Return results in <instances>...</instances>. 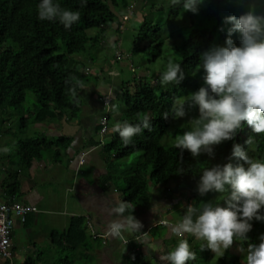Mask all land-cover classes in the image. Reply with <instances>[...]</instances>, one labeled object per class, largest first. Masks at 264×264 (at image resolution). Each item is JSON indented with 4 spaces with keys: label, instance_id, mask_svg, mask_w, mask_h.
<instances>
[{
    "label": "trees",
    "instance_id": "1",
    "mask_svg": "<svg viewBox=\"0 0 264 264\" xmlns=\"http://www.w3.org/2000/svg\"><path fill=\"white\" fill-rule=\"evenodd\" d=\"M40 2L41 0H0V117L7 118L10 114L20 116L19 131L25 130L26 121L31 116H34L36 122H48L62 119L63 116L73 119L78 115L82 106L78 94L82 88L77 87L76 94L72 95L67 92L69 86H66L65 80L71 77L77 85L82 81L84 87L90 86L88 84H92L89 83L92 76L87 73L88 68L82 63V57L96 65L95 53L104 49L110 37L113 38L112 44L118 49L120 42L118 36H121L129 20L137 23V26L130 27L135 31L132 35L133 51L137 52L145 45L141 52L149 49L153 52L149 63L165 62L162 57L164 46V39L161 37L162 24L151 19L137 18L146 10L153 11L156 8L155 3L149 5L148 0H141L140 9L136 12L131 2L134 4L137 0H86L84 7L81 6V0H54V3L60 4L62 8L80 12V20L73 24L70 30H66L58 20L38 19L37 5ZM225 2L209 0L206 8L200 13L202 18L215 21L219 30L221 27L225 29L223 32L220 31V44H225L228 28L223 24L221 15L224 10L227 13L232 10L226 8ZM182 3L183 0H180L178 5L171 3L165 10L167 21L174 20L180 15L183 10ZM244 11L240 10L241 13ZM116 14H121V17L118 19ZM123 17L127 19L123 21ZM232 37L234 43L239 46V33ZM212 44L213 37L209 31L193 29L174 47L175 55L180 56L178 63L186 75L185 80L179 85L161 86L160 74L152 77L155 82L152 85L147 72L142 73L141 77L134 76L128 83L121 85L120 98L123 109L116 123L135 124L139 113L140 118L147 114L152 124L151 131L144 130L127 146L116 133L103 147L104 152L113 155L117 162L135 153H141V160L126 180L130 187V189L126 187L127 201H135L144 195L147 181L154 186L162 184L168 192L181 188L192 203L215 200L216 193L200 197L195 191L196 184L205 168L229 162L234 143L242 145L253 159L264 161V134L255 135L246 124L237 131L235 140L215 146L214 159L202 154L196 160L186 150L181 154L176 144L171 146L162 144L173 120L172 98L188 96L203 86L191 73L197 68L201 54L208 51ZM130 54L132 56V53ZM93 78L94 82H97L98 79L95 76ZM27 92L33 93L36 97V109L32 112L31 110L26 112L22 107ZM166 111L170 113L168 120L162 117ZM197 111L199 113V110ZM24 114L28 117H24ZM1 120L2 118L0 126L3 123ZM189 130L191 127H183L174 134L183 135ZM250 136H253L254 142L247 146L245 140ZM67 145L68 140L63 137L56 141H48L42 136H35L17 143L16 157L20 166L29 169L34 160L42 157L43 152H53V159L60 161L61 150ZM231 162L238 163L235 160ZM14 187L6 186L4 189V195L9 201L15 197ZM81 225L78 219L70 220L67 233L58 239L60 243L58 250L60 253L66 252L67 255L54 260L52 264H72L77 254L79 256L83 252L81 258H84L85 252L92 248L91 243L94 244V241L86 236ZM248 240L252 241V236ZM195 253L196 260L189 261L188 264H210V257L206 251ZM228 254L225 252L223 256L218 257L214 255V258L218 264H241L239 254L234 253L232 256ZM36 260L38 262V258L27 259L22 264H36ZM131 262L130 260L126 264Z\"/></svg>",
    "mask_w": 264,
    "mask_h": 264
},
{
    "label": "clouds",
    "instance_id": "2",
    "mask_svg": "<svg viewBox=\"0 0 264 264\" xmlns=\"http://www.w3.org/2000/svg\"><path fill=\"white\" fill-rule=\"evenodd\" d=\"M230 2L246 10L239 16L224 18L223 23L231 25L227 28L226 46H215L201 54L197 69L199 73L201 70L204 73L203 86L186 98H172L171 118L175 120L187 116L186 104L198 107L199 116L188 121L192 129L175 137L176 148L181 154L186 150L196 160L202 154L214 159L215 146L235 140L237 131L245 124L255 135L264 134V0ZM203 3L204 0H183L182 8L184 12L196 14ZM173 4H180V0H173ZM81 6H86V0H81ZM37 16L40 21L58 20L66 30H70L80 20L78 10L62 8L54 0H41L37 5ZM224 30L223 27L220 28V31ZM236 33L240 35L239 46L232 39ZM130 58L129 52L122 53L119 48L115 50V62L129 61ZM82 63L88 68L87 73L90 76H96L88 59L82 57ZM185 78L181 64L169 60L166 70L160 74L159 82L166 87L169 84L179 85ZM65 84L69 86L67 92L72 95L76 94L77 87H84L82 81L77 85L71 77L65 80ZM100 100L103 105L100 119L105 118V126L100 124L99 119L98 134L103 138L108 133L110 113L118 112L119 106L111 104L113 101L107 94L101 96ZM137 116L138 121L135 124L118 122L112 127V131L118 133L125 146L144 130H152L147 114H143L142 118L139 113ZM162 117L168 120L170 113L166 111ZM253 142V136L245 140L247 146ZM228 159V163L205 168L196 184L195 191L200 197L216 193V199L207 202L201 200L199 204L187 199V210L181 220L168 225L170 234L180 238L175 249L161 257L168 264H188L189 261L196 260L197 255L190 250L188 240L184 239L185 235L205 241L206 244L201 246V250L206 246L215 255L223 256L235 241L242 244L247 242L249 232L253 239L259 236V243L248 242L246 248L241 247V264H264V224H252L253 221L264 222V161L252 159L248 151L238 143L233 144ZM233 160L238 163H232ZM216 200L222 203L214 202ZM133 211L125 215L129 212L128 203L118 202L109 213L114 219L108 222L106 233L94 234L90 226L88 238L94 243L99 241L102 247H108V236L124 240L125 232L141 231L143 225L132 214ZM159 223L166 225V221L162 219ZM125 243L123 241L124 245Z\"/></svg>",
    "mask_w": 264,
    "mask_h": 264
},
{
    "label": "crops",
    "instance_id": "3",
    "mask_svg": "<svg viewBox=\"0 0 264 264\" xmlns=\"http://www.w3.org/2000/svg\"><path fill=\"white\" fill-rule=\"evenodd\" d=\"M91 69L93 71V68ZM94 72L96 79H99L101 75L104 76L103 73H108L107 76H116L113 70L105 72L104 68H101L97 63ZM96 88L98 87L95 85L91 87L95 92L90 90L89 96L90 102L96 104L94 110H86L83 98L80 97L82 88L78 94L82 106L75 118L69 119L67 116H63L59 120L36 122L34 116H31L27 120L31 124V128L37 130L35 136H42L48 141H56L61 137L68 140V145L61 150L60 161L53 159V152H45V156L42 155L40 159L33 161L31 167L20 175L18 170L20 164L16 161V157H7L3 154L4 149L0 147V203L9 201L4 195L6 186H15V197L12 200L35 210L27 215L25 224L15 223L11 239V255L14 264H22L25 260L31 259L29 258L31 255H36L38 262H40L42 255L51 256V253L58 248L60 235L54 226L52 225L53 227L48 228L41 235V232L36 230L39 222L46 220L49 223L48 220L50 219L56 221L63 217H70L71 219H80L82 223L85 222L84 232L87 237L90 233V226L94 230V234H104L108 222L114 219L113 216L109 215L111 209L119 201L127 202L128 206L134 204L125 198L126 187H129L127 181L125 186L118 189L115 187L116 185L114 186V182L109 180V177H113L116 173V177L120 175L117 171L118 167H115L116 158L106 154L103 147L116 134L112 131V127L119 118V114H117L118 118L115 119V123L108 125V133L101 138L98 134V123L103 114L100 98L105 93L97 97L96 100L95 96L98 94ZM122 109L121 105L120 113ZM7 121L8 118L4 117L1 120L2 124H6V126ZM146 185L147 190L149 187L152 188V193L150 196L148 194L146 198L150 202L149 210L143 211L142 215L138 217L143 225L141 231L125 232L123 234L124 240L113 239L108 236V247L104 245V247L98 248L96 243H91L92 248L85 252L84 257L89 264L95 259V264H126L130 260H139L138 255L145 239L148 240L150 246H155L161 254H164L165 251L168 255L175 249L180 238L170 234L168 225L181 220L187 210L188 196L178 188L174 192H168L166 188L158 190V186H154L149 181ZM50 191L57 198L58 208L52 209L50 206V203L53 204V201L49 200ZM117 193H122L123 201L117 198ZM137 199H139L135 200L137 204L143 200L140 196ZM160 205L170 206V208L162 209ZM131 211L132 209L129 207V212H126L125 215ZM160 219L166 221V225L159 223ZM159 230L161 236L157 239L154 234ZM23 239L24 242L21 243ZM184 239H187L189 244L192 241L194 245L197 243V240L192 236L185 235ZM123 241L126 242L125 245ZM124 247H126L124 255L119 259L115 253ZM191 250L194 249L191 248ZM195 250V252L200 253L197 245ZM3 262L2 264L7 263L6 261Z\"/></svg>",
    "mask_w": 264,
    "mask_h": 264
},
{
    "label": "rangeland",
    "instance_id": "4",
    "mask_svg": "<svg viewBox=\"0 0 264 264\" xmlns=\"http://www.w3.org/2000/svg\"><path fill=\"white\" fill-rule=\"evenodd\" d=\"M149 2H147V4H151V3H155L156 4V8L153 11H149L146 10V12L142 13L141 15H138L137 18L142 20V19H151L152 21H157L160 22L162 24V32H161V37L164 39V46L162 48L163 51V55L162 57L165 59V62H160L157 61L156 63L152 64L149 63L153 52L151 49H149L148 51H142L141 52V48H143L145 45H143L142 47H140V50L137 52L133 51V33H135V31H132V29L130 28L131 26H137V23L134 20H129L127 22V27L125 28V30L122 32L121 36H118V39L120 40L119 42V51L122 53H127L129 52L132 53L131 58L129 59V61L127 60H122L119 62H115L114 60V53L116 48L114 47L115 45L112 44V39L113 38H108V42L105 43L104 45V49H102V51H98L95 53V61L97 64H99V66L101 68H104V71L107 72L108 70H113L114 73H116V76H107L108 73H103L104 76L101 75V77H99V79L97 80V82H94V76H92V80L89 83H92V86H87V87H83L80 97L83 98L86 110H94V107H96V104L93 102H90V90L93 92L94 90L91 89V87H93V85L97 86L99 88H96V90L98 91V94L96 92V100L97 97H100L102 94H107L109 96V98L113 101V103L111 104H115L119 106V110L118 112H112L110 113L109 116V125L112 123H115V119L118 118V115L121 110V105H122V101L120 98V89H121V85L123 83H128L132 77L134 76H140L142 75V73L147 72V76L149 77V79H151V84L154 85V79H152V77L155 74H161L163 71L166 70V66L167 63L169 62V60L178 63L179 62V55L176 54L175 55V51H174V47L179 44L181 42V40L185 37H187V35L189 34L190 30L193 29H206L207 31L210 32V34L213 37V44L211 46L215 47V46H226L225 44H220V30L216 27V22L212 21V20H206L204 18H202L200 16V13L202 10H204L206 8V6L208 5L209 0H204V3L201 4L199 6V10L198 13L194 14L192 12H184L182 10V12L180 13V15L175 18L174 20L171 21H167V17H166V13L165 10L171 5V3H173V0H148ZM226 2V8L232 9L231 12H226L224 10L223 14L221 15V17L223 18L222 20L224 21V18L227 16H232V15H236L239 16L241 14L240 10L242 9L243 11L245 10V8L243 7H238L235 3L230 2V0H225ZM141 0H137L136 3L133 4V2H131V4L133 5V7H135L134 9H136V12L139 11L140 9V3ZM146 4V2L144 3ZM235 11V12H234ZM230 13V14H229ZM117 18L119 19L121 17V14H116ZM125 21V20H123ZM116 24V22L114 23ZM224 24V23H223ZM114 26V25H113ZM226 27H229L231 25H225ZM130 28V29H129ZM227 37V36H226ZM233 38V37H232ZM210 48V49H211ZM209 49V50H210ZM131 55V54H130ZM129 64L131 66H129ZM95 64H92V68H93V73H94V68H95ZM132 67V68H131ZM91 71V69H90ZM191 75L195 76L201 85H203V80H202V76L204 75L203 71L201 70V72H198V69H194L191 73ZM98 83V84H97ZM91 85V84H88ZM169 87H171V85H169ZM90 88V89H88ZM101 91V92H100ZM198 91V89L196 90ZM95 92V91H94ZM187 96H184V98H186ZM36 97L33 93L31 92H27L26 93V97H25V101L23 103V109L24 111L28 112L31 110V112L36 109ZM123 108V105H122ZM186 108V112H187V116L183 119H173L171 124H170V128L166 134V136L164 137V139L162 140V144L163 146H171L176 144V139L175 137L178 135H175L174 132L176 130H179L183 127H191L192 129V125L188 122L191 118L194 117H198L199 113H198V107H190L189 105H185ZM93 112V111H91ZM96 112V111H95ZM24 117H28L26 114L23 115ZM19 117L18 115L15 114H10L9 116H7L8 118V124L6 126V124H2V126L0 127V139L2 142H0V147H2L4 149V153L5 155H7V157L10 158H14L16 157V153L18 150L17 147V143L18 142H25L31 138H34L36 134L35 131H37L34 128H31V124H29V121H26V128L25 130H21L19 131ZM3 118V116L0 117V119ZM37 136V135H36ZM43 156H45V152L42 153ZM141 153H135L134 155H131L129 157H126L124 159L119 160L115 165V167L117 168L118 174L120 175L119 177H116L117 173L113 176V177H109V180L111 182H114V186L116 188H121L122 186H125L127 177L129 175H131V172H134V168L136 167V165L139 163V161L141 160ZM249 156L253 159L252 155L249 154ZM38 160V159H37ZM255 160V159H254ZM6 161V160H5ZM16 161L18 162V159L16 157ZM35 161V160H34ZM18 170L21 174H24L27 169L26 168H21L20 165H18ZM19 175V177H20ZM17 177V176H16ZM116 182V183H115ZM164 190L165 187L160 184L158 186V190ZM181 189V188H178ZM183 190V189H182ZM147 192H143L145 193L144 195H141V197L143 198V200L137 204L136 201H132L134 202L133 205H130V209L134 210L133 211V215L137 218L140 215H142L141 213H143V211H148L149 210V205L150 202H148L147 196L149 194L152 193V188L149 187V190H146ZM161 193V192H160ZM218 196V194H217ZM117 198L120 199L121 201H123L124 199L122 198V193H117ZM105 199H107V197H105ZM49 200L53 201V204L50 203V206H52V209L58 208V201L57 198L53 195L52 191H50V196H49ZM139 200V199H136ZM120 202V201H119ZM216 203H222V201L217 200ZM171 218L173 216H170ZM56 219H57V215H56ZM55 219V220H56ZM70 220H72L70 217H63L61 219H57L56 221H52V219L48 220L47 223L46 220H44L43 222H39V226L37 232H41L40 234L42 235L43 232H45L46 230H48V228L53 227L56 229V231L58 232V234L60 235V237H63L62 235H64L65 233H67V229L68 226L70 224ZM80 223H82V220H80ZM253 223L256 224H264V222H258V221H253ZM53 225V226H52ZM86 224L85 222L82 223L81 228H83L85 230ZM63 232H65L63 234ZM252 232H254V228L252 229ZM67 235V234H66ZM68 236V235H67ZM154 236L158 239L161 236V231H157ZM150 237V235H149ZM251 237V232L248 233V238ZM25 239V237H24ZM24 239L22 240L21 243L24 242ZM195 241V240H194ZM259 243V236L256 237V239H253L252 241L248 240L246 242V244H242L239 241H235L233 244V247H231L228 251L229 256H232L234 253L239 254V256L241 257V261L243 259V253L240 251L241 247L246 248L247 247V243ZM143 246L140 248V253L138 255L139 260H131L132 262L129 264H166V261L162 260L161 257L166 256V252L164 251V254L159 253L158 249L155 246H150L148 244V240L145 239L142 242ZM192 244V245H191ZM189 244L190 245V250L191 248L195 250V247L197 245V248L200 251H206L207 254L209 255L210 259L209 262L210 264H218L214 258V253L208 249L206 246L204 248V250H201V246L205 245L206 242L205 241H200L197 240V243H195V245L192 243ZM96 246H98V248L102 247L100 245V242L97 241L96 242ZM145 249V250H144ZM126 250V247L121 248L118 252H116L115 254L118 256L119 259H121L124 255V252ZM67 253H60V250L55 249V251H53L50 255H42L40 257V262H37V260L35 261L36 264H52L53 262H55L54 260H59L60 258L66 256ZM77 258L76 260H74V262L72 264H89V262L87 260H85L84 258H81V254L78 256V254L76 255ZM219 255H216V257H218ZM29 258L31 259H36V255H31L29 256ZM214 258V259H213ZM215 260V261H214ZM4 260L0 258V264L4 263ZM96 263V259L93 260L90 264H95Z\"/></svg>",
    "mask_w": 264,
    "mask_h": 264
},
{
    "label": "built area",
    "instance_id": "5",
    "mask_svg": "<svg viewBox=\"0 0 264 264\" xmlns=\"http://www.w3.org/2000/svg\"><path fill=\"white\" fill-rule=\"evenodd\" d=\"M126 19V17L123 18V20ZM100 124L105 126V118L100 119ZM34 211V208L24 206L12 199L6 203H0V258L8 261L7 264H12L11 237L15 223L23 225L27 214Z\"/></svg>",
    "mask_w": 264,
    "mask_h": 264
}]
</instances>
